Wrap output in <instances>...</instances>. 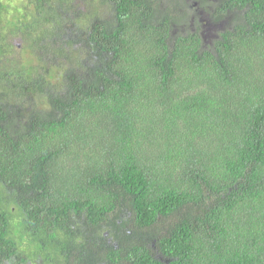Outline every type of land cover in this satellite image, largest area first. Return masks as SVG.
I'll use <instances>...</instances> for the list:
<instances>
[{
	"label": "trees",
	"instance_id": "obj_1",
	"mask_svg": "<svg viewBox=\"0 0 264 264\" xmlns=\"http://www.w3.org/2000/svg\"><path fill=\"white\" fill-rule=\"evenodd\" d=\"M0 264H264V0H0Z\"/></svg>",
	"mask_w": 264,
	"mask_h": 264
},
{
	"label": "rangeland",
	"instance_id": "obj_2",
	"mask_svg": "<svg viewBox=\"0 0 264 264\" xmlns=\"http://www.w3.org/2000/svg\"><path fill=\"white\" fill-rule=\"evenodd\" d=\"M197 16H201V10H196L195 11V15H194L193 18L190 19L188 27H185L187 29V31H191L193 29V28H190L191 27L190 23H191V20H194V18L197 17ZM186 29H184V30H186ZM217 31L218 30L212 29V26L209 23H207L205 25V27H203V34L205 35V37L207 39V40H205L206 44H209L212 41V38L214 37V35L217 34Z\"/></svg>",
	"mask_w": 264,
	"mask_h": 264
},
{
	"label": "clouds",
	"instance_id": "obj_3",
	"mask_svg": "<svg viewBox=\"0 0 264 264\" xmlns=\"http://www.w3.org/2000/svg\"><path fill=\"white\" fill-rule=\"evenodd\" d=\"M202 14H204V13L201 11V15H202ZM204 21H206V19H204L203 17L199 16L198 23L201 24V25H200V26H201V36H202V39H203V41H204V43H205V40H207V39H206L205 35L203 34V27H205V25H206V24H204ZM190 26H191L190 28H193L192 30H194V28H195L197 25H196L193 21H191ZM212 29L218 30V31H217V34H218L220 30L222 31V30L224 29V24H221V25H218V26H213V25H212ZM217 34L214 35V37L212 38V40H213V39H214V40H217V39H218ZM205 44H206V43H205ZM206 45H212V44H211V42H210L209 44H206Z\"/></svg>",
	"mask_w": 264,
	"mask_h": 264
}]
</instances>
